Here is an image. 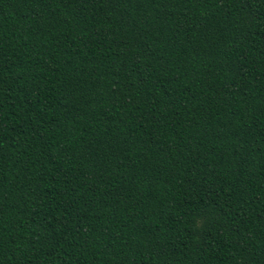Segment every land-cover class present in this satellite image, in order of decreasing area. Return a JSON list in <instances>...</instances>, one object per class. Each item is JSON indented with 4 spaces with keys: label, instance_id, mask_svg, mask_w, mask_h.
Wrapping results in <instances>:
<instances>
[{
    "label": "trees",
    "instance_id": "16d2710c",
    "mask_svg": "<svg viewBox=\"0 0 264 264\" xmlns=\"http://www.w3.org/2000/svg\"><path fill=\"white\" fill-rule=\"evenodd\" d=\"M0 264H264V0H0Z\"/></svg>",
    "mask_w": 264,
    "mask_h": 264
}]
</instances>
